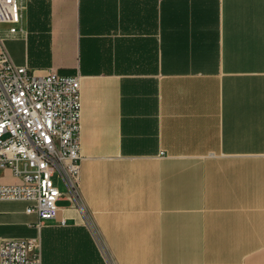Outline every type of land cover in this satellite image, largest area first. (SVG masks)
Here are the masks:
<instances>
[{"label": "crops", "instance_id": "obj_1", "mask_svg": "<svg viewBox=\"0 0 264 264\" xmlns=\"http://www.w3.org/2000/svg\"><path fill=\"white\" fill-rule=\"evenodd\" d=\"M21 3L5 47L79 78V189L116 264H264V0ZM20 182L0 168V186ZM28 205L0 201V246L106 264L66 194L53 220Z\"/></svg>", "mask_w": 264, "mask_h": 264}, {"label": "built area", "instance_id": "obj_2", "mask_svg": "<svg viewBox=\"0 0 264 264\" xmlns=\"http://www.w3.org/2000/svg\"><path fill=\"white\" fill-rule=\"evenodd\" d=\"M23 9L21 0H0V26H7L10 34L21 30ZM81 117L78 77L54 71L35 75L28 66L14 63L0 37V168H11L21 180L0 186V201L26 202V213L42 222L56 219L57 201L66 194L85 218L105 263L116 264L79 189ZM0 264H42L39 240L4 241Z\"/></svg>", "mask_w": 264, "mask_h": 264}, {"label": "rangeland", "instance_id": "obj_3", "mask_svg": "<svg viewBox=\"0 0 264 264\" xmlns=\"http://www.w3.org/2000/svg\"><path fill=\"white\" fill-rule=\"evenodd\" d=\"M11 34L5 29L4 26H0V37L2 39H4L5 41H8L9 40V36ZM55 182H56V178H55ZM57 183V182H56Z\"/></svg>", "mask_w": 264, "mask_h": 264}]
</instances>
